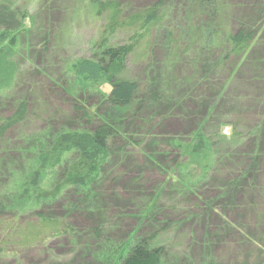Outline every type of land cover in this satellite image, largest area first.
Segmentation results:
<instances>
[{
    "label": "trees",
    "instance_id": "1",
    "mask_svg": "<svg viewBox=\"0 0 264 264\" xmlns=\"http://www.w3.org/2000/svg\"><path fill=\"white\" fill-rule=\"evenodd\" d=\"M58 11L65 22L55 20ZM93 28L91 57L65 67L75 85L61 80L71 102L64 127L53 116L15 142L33 103L26 94L0 108V259L22 264V252L63 240L73 257L54 264H163L168 250L158 232H142L144 223L161 221L159 195L117 246L111 233L120 213L107 212L93 192L117 170L164 174L168 186L178 174L185 179L190 160H200L203 172L191 185L227 178L230 192L262 204L254 209L264 223V0H0V86L17 92L21 64L36 60L37 39L48 53L51 45L65 48L76 30ZM128 62L146 67L130 75ZM105 83L109 94L101 92ZM248 107L251 122L231 121ZM173 117L185 126L176 134L164 131ZM172 185L185 188L186 181ZM132 186L137 195L141 187ZM66 192L84 198L80 208L89 199L99 206L90 232L70 224L72 206L56 211ZM229 211L221 221L232 230Z\"/></svg>",
    "mask_w": 264,
    "mask_h": 264
},
{
    "label": "rangeland",
    "instance_id": "2",
    "mask_svg": "<svg viewBox=\"0 0 264 264\" xmlns=\"http://www.w3.org/2000/svg\"><path fill=\"white\" fill-rule=\"evenodd\" d=\"M131 1L138 4V2L147 0ZM61 5L64 7L65 3L61 2ZM55 20L65 22L64 13L58 11ZM92 31L95 32L97 29L76 30L74 37L65 48L57 51V49H52L51 45L48 53L44 52L45 44L43 45V42L37 39L34 43L37 49L36 56L34 55L36 60L29 64H21L19 76L16 77V87H19L17 92L11 91L15 88L14 85L5 91L7 82L0 86L2 92L0 108L9 106L12 101L15 102L18 97L26 96V94L33 103V115L21 129L19 128L20 130L18 129L15 142L19 141L18 135L43 129L47 118L55 116L53 118H57L56 121L60 122L62 127L66 125L64 120L70 114L71 102L70 95L63 90L66 86L68 88L72 84L75 85L76 80L72 74L65 72V67L73 61L91 57L92 50L88 42ZM140 66L146 67L136 62H128L127 69L131 72L130 75L140 74L143 70ZM262 79L264 85V76ZM61 80L66 86H62ZM100 89L101 92L109 94L112 87L105 83ZM249 92L252 95L254 88ZM248 108L246 112L241 111L232 115L231 121L241 126L251 122L253 110ZM174 118L166 123L165 132L176 134L184 130V123ZM230 131L231 129L227 127L223 130V134L228 136ZM199 162L200 160H190L184 166L186 171L182 172L185 179L182 180V176L178 174L177 177L169 180L168 186L165 185L166 176L156 171L157 175L115 171L112 177L102 184V187L96 189L95 193L93 192V195L95 194L98 198L97 203L99 201L101 205L102 203L109 204L105 207L107 212L119 211L120 213L119 227L111 233V238L117 242V246L124 244L126 238L138 226L140 215H143L150 202L159 195L157 204L163 210L158 211L156 217L161 221L156 224L144 223L142 232L146 235L155 230L158 232L156 241L158 244L163 243L166 251L168 250L163 264H212L213 262L217 264H264V240L262 239L264 223L260 220V209H254V206L259 205L260 207L262 204L256 203L257 200L255 204H251V199L247 200L238 196L239 189L237 188L230 192L232 189L228 181L224 180L227 179L225 177L214 176L195 184L196 186L191 185L198 182L203 175ZM51 178L50 174L44 177L45 187L51 186ZM238 180L240 182V179ZM178 181H186V187L172 185ZM131 184L134 188L141 187L137 190V195L139 192L143 194L139 196L134 194L130 188L128 189ZM221 189L222 192L226 190L228 193L221 194ZM79 192L81 191H76V194ZM251 192L256 193L254 190ZM99 197L102 199L99 200ZM83 199L66 192L57 204L56 211L59 213L65 206H72L73 214L69 219L70 224L81 232L87 233L94 226L91 223L95 221L92 214L99 206L89 199L85 207L80 208V201ZM223 201L228 204L225 209V204H221ZM223 210H230L228 224H231L232 230L222 226ZM163 226L166 228L165 231L160 229ZM18 256L22 264H54L52 260L60 256L70 261L73 257V249L67 241L51 240L45 246H36ZM91 261H93L92 258H87L84 263L88 264ZM0 264H17V259H0Z\"/></svg>",
    "mask_w": 264,
    "mask_h": 264
}]
</instances>
